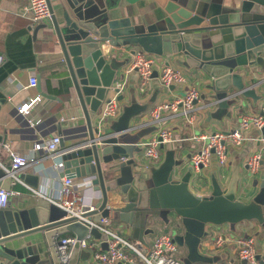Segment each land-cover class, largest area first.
Instances as JSON below:
<instances>
[{
	"label": "water",
	"instance_id": "water-1",
	"mask_svg": "<svg viewBox=\"0 0 264 264\" xmlns=\"http://www.w3.org/2000/svg\"><path fill=\"white\" fill-rule=\"evenodd\" d=\"M84 1L61 0L60 17L55 14L53 0H48V5L51 36L63 55L74 92L73 97L61 100L63 108L57 112L63 168L67 177L90 179L91 188L99 193L97 209L85 216L97 221L110 216L121 235L119 228L131 227L142 249V237L156 231L159 219L166 226L165 232H171L178 245L186 247L185 264H221V257H209L201 250L204 237L213 229L209 226L256 221L264 229V159L260 179L245 185L248 201L238 198L239 164L227 186L212 173L211 193L199 195L191 188L201 175L192 176L188 164L191 153L178 158L174 151H168L158 165L144 161L139 135L129 132L134 129L133 117L146 105L134 102L118 117L101 119L112 84L127 64V60L111 56V49L104 53V47L131 45V54L143 50L177 56L178 66L190 68L209 90L202 106L210 110L209 119L230 117L232 105L239 107L247 99L257 102L263 97V82L256 77L264 74V0H156L159 9L155 21L132 25L113 21L103 11L89 12L87 7L92 3ZM46 27V23L37 25L34 35ZM38 89L45 95L41 87ZM123 98V94L119 96ZM4 103L0 98V111ZM78 127L84 128L86 135L66 145L64 132ZM0 140L6 141L5 135L0 134ZM244 168L249 170V165ZM18 176L31 188L40 189V175L20 172ZM11 182L0 167V188L12 189ZM32 195L31 205L17 207L10 202L0 209V264H64L56 241L68 233H73L77 242L66 264H94L90 255H83L80 241L89 233L102 240L107 235L65 218L67 212L46 197ZM37 233L43 234L46 251L42 243L27 239ZM102 247L108 248L106 241ZM242 264L247 260L242 259Z\"/></svg>",
	"mask_w": 264,
	"mask_h": 264
},
{
	"label": "crops",
	"instance_id": "crops-1",
	"mask_svg": "<svg viewBox=\"0 0 264 264\" xmlns=\"http://www.w3.org/2000/svg\"><path fill=\"white\" fill-rule=\"evenodd\" d=\"M91 1V2H90ZM85 0L88 5L89 12L103 11L109 14L111 20H116L121 24H151L155 21L154 14L159 9V4L156 0ZM29 0H0V53L5 57L3 65L0 66V98L5 99L0 111V134L5 135L6 141L13 151L19 152L22 155H31L33 153V144L37 140L50 139L58 134L59 114L57 113L63 108L61 100H67L73 97V87L69 73L66 69L63 55L59 47L55 44L56 39L52 38V21H47V27L38 31L37 36L34 35V29L30 28L29 14L27 11ZM61 0H53L52 5L55 9V14L60 17ZM104 15V13H103ZM110 47L111 56H117L120 59L131 60V54L127 49L134 46L126 45L120 48ZM161 56V55H160ZM177 56H161V60L170 62L172 65L180 67L185 71L193 83L201 91L202 99L198 102L201 110L197 112V120L193 124H188L186 121L179 120L173 115L165 114L163 120L155 121L150 116V111L163 100L170 98L173 92H176V87L171 89L162 85L158 76H153L149 86L144 93L138 89L140 77L137 71L124 74L125 67L120 69L119 76L116 80H125V91L123 93V109L126 105H131L134 102L146 105V109L133 117L131 125L134 127L129 132L131 136L139 135V145L142 147V159L148 161L144 156L143 144L154 135L161 126H173L174 137L169 143H165L164 157L168 151H174L178 158H185L194 150L201 148L202 143H196L191 140L194 134L208 133L211 134L217 130L229 131L235 128L240 120L241 114L245 113H260L264 104V74L256 77V80H262L261 92L263 97L255 102L253 99H247L242 106L229 107L231 116H222L220 119H209V111L202 106L206 100L203 98L208 94V89L202 85V80H199L195 73L190 68L178 66ZM35 71L39 80V87L45 93L41 94L38 86L29 87V72ZM261 73V72H260ZM263 73V72H262ZM124 74V75H123ZM46 94L52 97L46 96ZM36 96L40 99L31 107L29 114H24L18 110V106L23 103H29ZM120 110V114L123 112ZM119 114V115H120ZM118 115V116H119ZM32 120L33 124L29 121ZM86 135L84 128L78 127L69 129L64 132L66 145H70L78 141L82 136ZM260 131L254 126L245 132V141L241 147H237L230 151V163L222 168L213 164L206 167L203 178V184L197 182L191 183V188L199 195H209L212 191V173H217L220 183L223 187L227 186L235 165H241L240 182L243 174L249 176L248 170L244 168L247 159L255 153L262 152L264 158V149L260 145L258 137ZM163 145V144H162ZM45 151H39L40 161L34 163L23 172L38 174L41 176V184L39 191L47 197L53 198L56 195L57 187L59 186L60 177L67 176L64 168L56 169L55 162L63 161L61 155H56L55 159L44 156ZM0 161L4 164L10 163L9 153L7 150H0ZM190 165V160L189 163ZM227 173L226 179L223 180L224 172ZM203 173V171H201ZM262 169L258 172L257 179L262 175ZM250 184L248 183L247 186ZM238 198L243 201H248L246 187H240ZM12 189L18 191L17 194L10 197L12 206L23 207L31 205L34 201L32 192L23 183H17L12 186ZM91 201L99 200V193L94 189L86 191ZM154 219V218H153ZM152 219V220H153ZM157 219V218H156ZM151 220V221H152ZM112 223V222H111ZM154 226L156 231H165V225L159 219ZM116 228L119 226L112 223ZM152 223H148V227ZM215 226H209L215 230ZM224 233L229 226L220 225ZM123 231V236H133L131 227L119 228ZM154 232V233H155ZM234 234L235 237H255V246L259 255H264V229L261 224L256 221H246L239 223ZM152 233V234H154ZM151 234V235H152ZM209 234L213 236L212 231ZM67 235L75 236L73 233ZM150 235V234H149ZM147 235L146 237H148ZM65 236V235H64ZM61 237V236H60ZM58 237V239L60 238ZM42 233L33 234L27 239L33 242L44 243ZM205 238V237H204ZM213 237L207 239V242L202 241L201 249L208 245ZM133 240H136L133 238ZM234 243V242H232ZM237 246V244L234 243ZM45 249V245L42 246ZM94 264L97 262L90 255ZM241 259V258H240ZM234 260V259H232ZM231 260V263H233ZM262 260V259H260ZM224 259L222 258L221 264ZM242 264V259L240 261Z\"/></svg>",
	"mask_w": 264,
	"mask_h": 264
},
{
	"label": "built area",
	"instance_id": "built-area-1",
	"mask_svg": "<svg viewBox=\"0 0 264 264\" xmlns=\"http://www.w3.org/2000/svg\"><path fill=\"white\" fill-rule=\"evenodd\" d=\"M30 20V27L35 28L41 23L52 21V14L49 9L48 0H29L27 8ZM110 47H104V53H107ZM133 49V48H131ZM131 49L127 51L131 54ZM5 57L0 53V66L3 65ZM124 74L137 71L139 73L140 82L138 89L144 93L150 84L154 71L158 72V77L162 85L166 88L175 85L177 91L173 92L170 98H167L157 104L151 111L150 116L155 121H161L168 115L186 121L188 124H193L197 120V112L201 110L197 104L202 99L201 91L196 85L190 83L188 74L181 68H177L172 64H167L161 60V56L153 53H148L143 50H138L135 54H131V60L124 66ZM123 74V75H124ZM39 80L35 71L29 72V87H37ZM125 80H116L112 84V93L109 99L105 102L101 119L106 116L116 118L123 109V101L119 99L125 91ZM40 99L36 96L29 103H23L18 106V110L24 114H29L31 107ZM32 124L33 121L29 120ZM255 127L260 131L258 140L264 149V104L260 113H245L241 114L238 125L229 130H217L211 134L200 133L191 136V140L196 143H202L201 148L191 152L190 165L192 166V176L201 174V166L209 167L212 162V155L215 154L220 167H226L230 149L229 143L235 147H241L245 141V131L251 127ZM173 126H161L158 131L146 141L145 158L154 164H160L164 157L162 144L169 143L173 140ZM62 137L55 135L50 139L37 140L33 144V153L29 156L22 155L19 152L13 151L9 143L0 142V150L5 149L9 153L10 163L4 164L0 161V167L7 171V174L12 178L11 185L23 183L35 196H44L52 202H55L63 208L67 214L65 218H74L87 225L90 229L97 228L102 234H106V240L95 238L89 233L80 241L81 250L91 252L93 259L98 264H182L181 261L171 253H175L179 249L178 243L174 240L171 232L158 231L150 234L147 237L148 243L143 242L145 249L137 245L139 240L130 241L123 235L119 234L112 226L110 216H103L100 220H94L85 213L97 209L98 201H91L86 191L91 189V180L87 178H70L67 176L60 177L59 186L56 190V195L53 198L47 197L39 190H35L24 183L18 176L20 172L40 161L39 151H45V157L55 159L56 155L60 154V143ZM144 147V144H143ZM214 149V152H212ZM264 159L262 152L253 154L247 159L249 165L248 173L250 175L258 174L261 168V160ZM55 168L64 167L63 161L55 162ZM224 172V171H223ZM227 173L224 172L223 180L226 179ZM18 191L13 189L0 188V209L6 208L10 203V197L17 194ZM213 239L209 244L201 249L210 247L221 248L226 243L234 242L238 244V253L241 259H246L247 264H260V259L264 262V255H259L255 246V237H235L233 240L230 235L224 233L220 226H215ZM92 239L90 243L89 240ZM106 241L108 248L105 250L102 247ZM57 250L61 261L66 264L69 261L71 251L77 242L76 236L65 235L57 239Z\"/></svg>",
	"mask_w": 264,
	"mask_h": 264
},
{
	"label": "rangeland",
	"instance_id": "rangeland-1",
	"mask_svg": "<svg viewBox=\"0 0 264 264\" xmlns=\"http://www.w3.org/2000/svg\"><path fill=\"white\" fill-rule=\"evenodd\" d=\"M175 67H177V66H175ZM177 68H180V67H177ZM199 91H200V89H199ZM201 98H202V96H201ZM245 132H247V131H245ZM164 145L165 144H163L162 147H163L164 150H166ZM146 146L147 145H146V142H145L144 143V150L145 151H146ZM235 148H237V147H235L232 143H229L230 151L235 149ZM163 157H164V155H163ZM212 161H213L214 165L216 164L217 166H220L215 154L212 155ZM229 163H230V160H228L226 162V165H228ZM202 171H203V173H201L200 177L199 178L197 177V179L195 180V182H197L199 185L203 184V178H204L205 172H207L208 170H206V168H203ZM257 176H258L257 174L249 175V176L246 175V174H243V177L241 178L240 185L242 187H244L248 183L251 184L253 181H255L257 179ZM226 225H228L229 228H228V230L225 233L227 235H230L231 239L233 240L235 238L234 234L236 233L235 231L237 229L238 224H235V225L226 224ZM213 236H214V233H213ZM213 236L211 234L207 233V235L204 238V241L207 242V239L208 238L211 239ZM126 238L128 240H130V241H134L133 238H137V234H135V236L134 235L133 236H127ZM142 240H143V242L148 243V240H147L146 236H143ZM89 242L91 243L92 239H90ZM208 244H209V242H208ZM237 247H239L238 244L236 246V245H234V243L230 242V243H226L221 248H217V247L207 248V249H205L204 253L207 256H209V257L219 256V257L223 258L224 259L223 264H240L241 259L239 257V253H238V248ZM82 251H83V255H85V256L92 255L91 252L88 251V250L84 249ZM171 255H173L176 258H178L181 261L182 264H185L186 263L185 261H186L187 249H186V247L179 246L178 251H176L175 253H171ZM232 259H234L233 263H231Z\"/></svg>",
	"mask_w": 264,
	"mask_h": 264
}]
</instances>
